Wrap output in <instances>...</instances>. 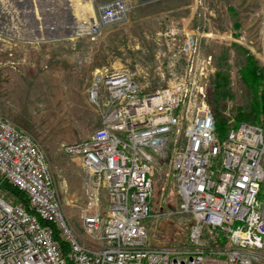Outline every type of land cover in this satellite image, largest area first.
Segmentation results:
<instances>
[{"label":"built area","instance_id":"2783aa9c","mask_svg":"<svg viewBox=\"0 0 264 264\" xmlns=\"http://www.w3.org/2000/svg\"><path fill=\"white\" fill-rule=\"evenodd\" d=\"M129 8V0H108L99 22L122 21ZM188 34L181 51L189 58L165 87L143 92L122 68L94 74L87 96L99 123L61 146L88 174L78 228L38 143L0 115V264H264V128L228 118L219 133L206 91L211 57L196 47L204 33ZM160 160L179 202L153 213ZM163 216L185 217L183 241L150 242L146 222Z\"/></svg>","mask_w":264,"mask_h":264},{"label":"rangeland","instance_id":"374dc122","mask_svg":"<svg viewBox=\"0 0 264 264\" xmlns=\"http://www.w3.org/2000/svg\"><path fill=\"white\" fill-rule=\"evenodd\" d=\"M107 1L91 2L95 18L92 27L86 19L85 23L73 19L69 0H0V115L28 132L42 149L63 211L75 228L85 204L88 174L61 146L86 137L99 123L87 96L96 72L126 69L134 74L143 92H152L178 77L175 75L181 73L189 58L181 51L182 43L192 29L203 31L196 47L199 57H211L206 91L212 107L217 105V74L227 82L228 95L223 100L218 98L217 108V119L224 122L228 118L236 122L238 111L250 110L251 93L239 74L247 56L264 75V0H149L147 8L158 9L157 17L147 16L135 21L134 26L128 24L133 37L127 42L122 36L120 43H116V30L127 20L132 4L129 1L124 20L102 24L99 8ZM170 8L174 13L164 11ZM206 9L207 15L197 17ZM42 35L57 40L49 50L35 49L31 58L30 44L21 47L19 43L41 39ZM64 35L73 36L77 43L69 47L62 44ZM239 37H243L242 44L235 41ZM157 67L163 75L145 76ZM178 202L170 165L160 160L153 175L152 212L174 208ZM185 220L151 217L146 222L150 242L183 241L188 229Z\"/></svg>","mask_w":264,"mask_h":264},{"label":"trees","instance_id":"16d2710c","mask_svg":"<svg viewBox=\"0 0 264 264\" xmlns=\"http://www.w3.org/2000/svg\"><path fill=\"white\" fill-rule=\"evenodd\" d=\"M239 74L242 82L246 85V87L250 90L251 93V106L248 112L238 111L235 118L236 122H253L264 128V79L263 74L260 71V68L256 65V62L253 60L251 56H247L246 62L239 69ZM226 79L222 74H217L215 80V105L213 107V111L215 112L216 117L220 115L218 108L219 99H225L228 95L225 90L226 87ZM219 98V99H218ZM216 129L220 134L224 132V120L222 118L217 119ZM1 187L3 189L8 190L10 193L15 195L18 200H20L28 209V202L26 196L18 191L14 186L4 182ZM61 247L64 252L67 250V246L64 242L61 241ZM67 264H72L71 262H67Z\"/></svg>","mask_w":264,"mask_h":264},{"label":"crops","instance_id":"0c3cea01","mask_svg":"<svg viewBox=\"0 0 264 264\" xmlns=\"http://www.w3.org/2000/svg\"><path fill=\"white\" fill-rule=\"evenodd\" d=\"M75 1L76 0H69V3L71 4V7L73 9V12H72L73 15L71 14L72 17H74L73 19H77V21L78 20L82 21V23H85V21H86V23L88 25H90V23H92L93 20L95 19L94 18V13L92 11V7L90 5L91 2L92 3L94 2V0H78L79 3L84 5L83 6L84 8H82L83 10H78V11L76 10V5H77L76 3L77 2H75ZM129 1L132 4V10L128 14V18L124 22V24L121 25L116 30V33L119 34V36L116 37V43L117 42L118 43L121 42L122 36H124V38L126 39L127 42H129L130 39L133 37L132 29L131 30L128 29V27H129L128 24L131 25V26H134V22L135 21H138V22L143 21L147 16H149V17L150 16H152V17L156 16L157 17L158 9H156V8H153V9L152 8L151 9L147 8V6H150L149 4L151 2H154V1H157V0H152L151 2L149 0H129ZM164 11L168 12L169 14L174 13L173 8H170L169 10L168 9H164ZM207 13H208L207 9L206 10H200L197 13V17H198L199 14H200V16L201 15L204 16V15H207ZM200 29L206 30L208 28H206L205 26H201ZM40 31H38V34L41 33ZM210 31H213V30L211 29ZM37 36H40V35H37ZM42 36L43 37L41 39H36V37H35L34 41H28L29 43L27 41L25 43H23V42L19 43L21 47L24 46L25 44H30L31 58H32V55H33V52H34L35 49H40L41 50V48L44 47L45 50H49L51 48V46H53V44H52L53 42L52 41L57 40V39H54L53 37H48L47 35H42ZM72 37L73 36H70V35L62 37V39H61L62 44H66V46H68V47L71 44H76L77 42H75V39H73ZM95 38H96V36H94V38H93L94 42H95ZM45 55L47 56V54H45ZM22 59L23 58L20 57V60H22ZM158 75H163L162 70L160 68H158V67H157V69H152L149 72H145V76H158Z\"/></svg>","mask_w":264,"mask_h":264},{"label":"bare ground","instance_id":"6f19581e","mask_svg":"<svg viewBox=\"0 0 264 264\" xmlns=\"http://www.w3.org/2000/svg\"><path fill=\"white\" fill-rule=\"evenodd\" d=\"M75 2H77L76 4V10L78 11V10H83L82 8H84L83 6L84 5H82L81 3H79V1L78 0H76ZM89 9V8H88ZM93 15V14H92ZM90 17V16H89ZM86 18V17H85ZM91 24V26L92 27H94L95 26V22H94V20H93V22L92 23H90ZM98 24V23H97Z\"/></svg>","mask_w":264,"mask_h":264}]
</instances>
